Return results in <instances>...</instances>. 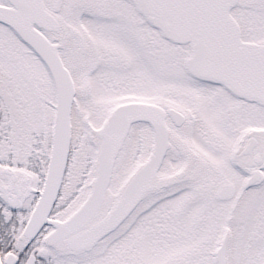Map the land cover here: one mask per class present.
Listing matches in <instances>:
<instances>
[{
	"label": "snow or ice",
	"instance_id": "1",
	"mask_svg": "<svg viewBox=\"0 0 264 264\" xmlns=\"http://www.w3.org/2000/svg\"><path fill=\"white\" fill-rule=\"evenodd\" d=\"M0 264H264V0H0Z\"/></svg>",
	"mask_w": 264,
	"mask_h": 264
}]
</instances>
